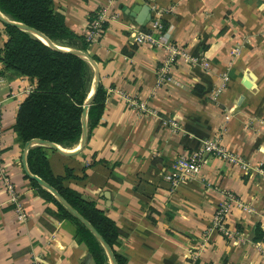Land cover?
<instances>
[{
    "label": "crops",
    "instance_id": "1",
    "mask_svg": "<svg viewBox=\"0 0 264 264\" xmlns=\"http://www.w3.org/2000/svg\"><path fill=\"white\" fill-rule=\"evenodd\" d=\"M106 4L53 0L64 24L80 36ZM157 11L168 38L192 57L202 55L208 68L179 60L172 81L157 85L165 51L132 44L133 33L147 32ZM106 14L103 34L87 48L106 93L100 122L83 147L79 141L58 145L64 152L48 150L52 173L67 176L64 186L115 221L123 233L116 251L126 264H264V236L253 240L256 226L264 231L258 171L264 169V0H117ZM6 40L0 20V51ZM0 76V160L25 213L17 217L0 177V264H95L73 225L54 218L47 211L54 206L24 177L25 143L14 124L35 78L13 74L1 60ZM124 96L156 114L140 112ZM218 134L251 169L244 174L211 157L197 179L171 188L164 174L176 158ZM222 191L241 204L234 202L227 216L232 238L212 227Z\"/></svg>",
    "mask_w": 264,
    "mask_h": 264
},
{
    "label": "trees",
    "instance_id": "2",
    "mask_svg": "<svg viewBox=\"0 0 264 264\" xmlns=\"http://www.w3.org/2000/svg\"><path fill=\"white\" fill-rule=\"evenodd\" d=\"M0 12L8 20L29 26L43 34L50 43L68 50L50 47L31 32L3 23L7 40L0 51V60L13 74L36 80L35 88L25 96L17 109L14 124L17 138L23 144L32 139H42L63 148H71L81 139L83 107L94 86L91 63L71 51L88 54L89 41L85 35H76L67 28L63 16L53 6V0H0ZM94 18L95 15L90 21ZM105 96V89L98 83L86 113V137L100 122ZM49 149L53 148L44 144L30 147L26 154L30 173L48 183L95 228L111 248L117 264H126V257L116 251L122 231L93 201L86 200L79 192L64 186L63 180L67 176L52 173L48 162ZM24 177L42 198L54 206V210H47L54 218L73 225L75 237L86 245L95 264H110L102 244L94 234L51 192L26 174ZM263 236L264 231L256 226L253 240H261Z\"/></svg>",
    "mask_w": 264,
    "mask_h": 264
},
{
    "label": "built area",
    "instance_id": "3",
    "mask_svg": "<svg viewBox=\"0 0 264 264\" xmlns=\"http://www.w3.org/2000/svg\"><path fill=\"white\" fill-rule=\"evenodd\" d=\"M116 1L117 0H107V4L95 15V18L90 22L85 32L87 41L94 42L103 34L105 22L107 21V18H109L106 14L107 8ZM132 44H146L150 46L161 47L165 51L163 66L157 75L156 83L158 86H162L164 83L172 81L171 70L173 65H175L179 60L187 61L190 64H199L204 68H208L210 65L209 61L202 55L192 57L184 49L180 48L168 38V35L164 30L162 22L159 18L158 11L155 15H153L150 21L149 30L147 32L136 31L133 33ZM1 80L2 77L0 76V81ZM124 97L128 101L130 100L127 98V96ZM129 103L133 104L140 112H145L151 115L156 114L145 104V102L130 100ZM165 123L168 124L172 130H177L178 128V124L171 119L166 120ZM1 133L0 127V150ZM211 157L217 158L232 167H239L244 174L251 169V166L242 158V156H240L238 153L230 151L226 148V146H224L221 141V137L218 134L214 137L204 139L198 149L180 154L173 164V171L164 174V178L171 184V188L173 189L178 187L180 183L197 179V177L200 175L202 166ZM258 171L264 177V169L259 167ZM0 177L2 178L3 184L10 195V199L16 205L17 217L19 219H24L25 213L23 207L18 201V196L16 195L14 185L8 178L7 173L1 164V160ZM222 193L223 199L219 202L213 214L212 227L222 233L224 236L232 238L236 232L230 230V228H228L226 225L227 216L232 210L234 202L238 205L241 204L238 203V200L232 192L222 191ZM242 208L245 212L251 211V208L247 205L242 204Z\"/></svg>",
    "mask_w": 264,
    "mask_h": 264
},
{
    "label": "water",
    "instance_id": "4",
    "mask_svg": "<svg viewBox=\"0 0 264 264\" xmlns=\"http://www.w3.org/2000/svg\"><path fill=\"white\" fill-rule=\"evenodd\" d=\"M0 20L3 23L12 24V25H15L17 27H20L22 29H25V30L31 32L35 37L39 38L42 42H44L45 44L49 45L50 47H53V48H56V49H61V50H67V49H63L61 47H58V46L50 43L44 37V35L41 34L39 31H37V30H35V29H33V28L29 27V26H26V25H23V24L8 20L1 13H0ZM71 52L86 58L91 63V65H92V67L94 69V86H93L89 96L87 97L85 103H84L83 112H82V136H81L80 145H79L80 148H81L86 143V132H87V128H86V113H87V109H88L89 105L91 104V101L93 100L94 94H95V92L97 90L98 83H99L98 66H97L95 60L92 59L88 54L83 53V52L78 51V50H72ZM36 144L48 145V146H50L53 149H56V150H58L60 152H64L58 145H56V144H54L52 142H49V141L42 140V139H32V140H29V141L25 142L24 150H23V157H22V162H23V167H24L25 174L28 177L34 179L41 187H43L44 189H46L49 192H51L56 197V199L66 209H68L77 219H79L94 234V236L100 241V243L102 244V246H103V248H104V250H105V252L107 254L109 263L110 264H117L116 259L114 257V254H113L111 248L104 241V239L100 236V234L95 230V228L81 214H79L69 203H67L66 200L55 189H53L48 183H46L44 180H42L38 176L33 175L32 173H30V171L28 170L27 165H26V154H27L28 150L30 149V147H32L33 145H36Z\"/></svg>",
    "mask_w": 264,
    "mask_h": 264
}]
</instances>
